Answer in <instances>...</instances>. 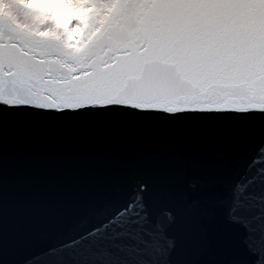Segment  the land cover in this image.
<instances>
[{
  "label": "snow or ice",
  "instance_id": "snow-or-ice-1",
  "mask_svg": "<svg viewBox=\"0 0 264 264\" xmlns=\"http://www.w3.org/2000/svg\"><path fill=\"white\" fill-rule=\"evenodd\" d=\"M0 264H264V0H0Z\"/></svg>",
  "mask_w": 264,
  "mask_h": 264
}]
</instances>
